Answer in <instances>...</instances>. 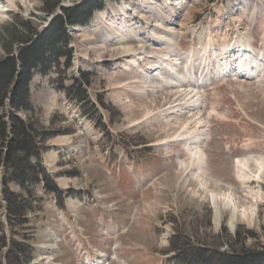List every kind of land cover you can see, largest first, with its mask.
Returning a JSON list of instances; mask_svg holds the SVG:
<instances>
[{"label": "rangeland", "instance_id": "374dc122", "mask_svg": "<svg viewBox=\"0 0 264 264\" xmlns=\"http://www.w3.org/2000/svg\"><path fill=\"white\" fill-rule=\"evenodd\" d=\"M27 1L28 5L18 0L16 8L0 13V61L11 56L3 45V35L16 18L31 21L35 29L42 30L62 13L61 8H72L82 0H58L50 14L45 0ZM104 2L106 8L94 14L89 26L67 25L70 47H74L73 67L67 76L55 72L36 75L31 83L37 128L51 134L46 142L38 139L41 153L34 160L45 170L47 183L27 190L8 184L9 192L24 195L29 205L26 224L16 226L5 198L4 166L0 167V233L7 246L13 239L25 241L23 235L30 236L29 243L43 244L44 228L56 224L45 221V216L56 219L53 215L58 209L79 215V224L92 243L95 237L97 252L107 254L108 249L110 256L117 246L114 251L126 264H177L180 251L190 253L193 261L201 252H207L209 258L212 251L232 248L264 250V71L246 79L236 76L240 71L231 75L218 72L213 52H222V66L237 63V56L224 54L226 44L252 48L256 54L264 52V0H186L174 21L166 23L177 33L175 53L160 40L155 43L159 33L155 25H164L162 18L169 15L161 8L164 0ZM172 2L177 5L181 0ZM123 6L131 13L126 19L119 15ZM157 7L159 13L154 12ZM99 12L105 15L102 23L96 22ZM108 26L126 35L135 50L147 49L148 58L130 68L133 57L117 55L129 43L120 44L115 36L106 39ZM128 26L136 32H129ZM159 57L165 64H176L172 73L152 72ZM186 74L196 83L204 82L193 80L177 87L176 82L184 81L182 76L188 78ZM86 82H90L89 100L82 101L74 90H79L78 83ZM191 90L203 96L200 109L183 106L194 95ZM12 97L7 95V101ZM171 103L180 107L175 114ZM14 106L9 104L11 114L30 121L25 111L17 113ZM199 122H205L208 129V137L200 143L207 155L206 189L195 179L199 170L192 168L191 156L180 141L186 123L198 128ZM243 160L248 161V168L242 172L238 161ZM211 191L234 193L253 220L238 216L232 221V210L224 206L217 220L209 199ZM101 221L106 230L99 227ZM53 243L63 246L61 234ZM1 245L0 256L8 251ZM62 250L64 264H77L74 252ZM212 257L213 264L222 263Z\"/></svg>", "mask_w": 264, "mask_h": 264}, {"label": "trees", "instance_id": "16d2710c", "mask_svg": "<svg viewBox=\"0 0 264 264\" xmlns=\"http://www.w3.org/2000/svg\"><path fill=\"white\" fill-rule=\"evenodd\" d=\"M47 13H52L58 6V0H45ZM105 8L103 0H82L72 8H61V14L51 21L42 30L35 29L31 21L16 18L13 24L4 29L3 45L11 55L8 59L0 61V167L4 166L6 201L11 209V216L16 226L25 223L27 201L22 194L9 192V183L17 184L27 190L30 186L47 183L45 170L39 161H34L40 156L41 149L38 139L42 142L50 137V132L38 130L36 113L31 99V83L36 75L48 76L55 72L58 76H67L73 67L74 47H70L71 37L67 29L70 26H89L94 13ZM36 37H35V36ZM20 45L15 53L14 48ZM19 71V76L17 73ZM90 82L78 83L82 101L89 100L87 87ZM12 98L7 101V95ZM9 102V103H8ZM9 104H14L15 111H25L30 116V121L19 120L11 114ZM37 133V134H35ZM39 136V138L37 137ZM7 143V142H9ZM4 147V148H3ZM0 153V154H1ZM47 187V186H46ZM49 190L52 188L47 187ZM58 191L53 189V192ZM9 192V193H8ZM29 206V205H28ZM29 235H23L25 241L12 240L7 246L6 238L1 236L0 243L7 246L6 254L0 256V264H26L34 256V249L28 241ZM241 237L240 234L237 236ZM32 239V238H31ZM28 240V241H27ZM182 255L175 259L177 264H213V257L221 264H264V250L249 251L231 249L226 252L212 251L207 258V252H201V257L191 259L190 253L180 251Z\"/></svg>", "mask_w": 264, "mask_h": 264}, {"label": "bare ground", "instance_id": "6f19581e", "mask_svg": "<svg viewBox=\"0 0 264 264\" xmlns=\"http://www.w3.org/2000/svg\"><path fill=\"white\" fill-rule=\"evenodd\" d=\"M17 1L18 0H0V6H1L0 7V13L1 14L5 13V11H7L8 8H12V9L16 8V5H17L16 2ZM20 1L24 2L26 5H28V1L27 0H20ZM151 1H153V0H151ZM241 1L243 3V0H241ZM245 1L247 2L248 0H245ZM185 5H186V0H181V2H179L177 5H175L172 2V0H164L163 7H161V8L167 10L169 15H168L167 18H162L164 20V25L163 24L159 25L158 21H157L158 25H155L156 29L159 30V33L156 36L157 38L155 40V43H159V40H160L161 42L164 43V45L167 47V49H170L173 53H175L177 51L176 50L177 49V44H176V37H177L176 34L177 33L175 32L174 29L167 28L166 23L173 22L174 21L173 19L175 18L176 13L179 10L183 9L185 7ZM155 10L157 11V13H159L158 10H160V8L159 7L155 8L154 12H155ZM99 13H101V12H99ZM157 13H155V14H157ZM128 14L131 15V13L129 12V8L126 9V6H123L121 8V12L119 13V15L121 16V19L128 18ZM0 21H1V17H0ZM103 21H105V15L101 13L100 15L97 16L96 22L102 23ZM128 28H129V32L133 31L131 26H128ZM149 28L150 27L145 29L143 32L148 31ZM120 30H121V28H120ZM107 31H108V33L106 34L107 35L106 39H109L111 37L113 38L115 36V37H117L116 41H119L120 44L129 43L128 40H127L128 38L127 39L125 38L126 35L123 36L121 34L122 32H116L113 27H109L108 26L107 27ZM151 31H153V30H151ZM162 34H164V39L163 40H161V38H160L162 36ZM132 36H130V37H132ZM134 39L135 40H133V41H137L138 40L137 37H134ZM129 40H131V38ZM137 43H139V41H137ZM130 44L131 43H129L128 45L126 44V46L121 49V52H120L121 54L117 53V55L118 56H122V57L126 56V55L132 56L133 59H131V61L128 62V66H130V68L131 67L132 68H136V67L139 66L140 62H142V61H140V59H147L148 58L146 56V53H147L146 50L147 49L142 47V48H139L138 50H135L133 45H130ZM229 44H226L227 45L226 47L224 46L225 49H223V52L227 56H230V53L235 55V56H237V63L236 64H231V63L228 62L227 64H225L227 62L226 61L224 63L225 65L222 66V64H221V60H222L221 57L223 55L222 52L213 50L214 56H215V64H216V68H218V72L219 71H225L227 75H231L234 71L235 72L240 71V74H241L240 76L243 79L250 78L251 75L256 73V72L263 73V71H264V52H260L259 54H256L254 51H251L252 48L245 49L244 46H242V48H240V46L238 44H236V43H233L232 45H229ZM243 45H247V47H249L248 42L245 43L243 41ZM210 53H211V51H210ZM140 55L142 57H138ZM149 59H151V58H149ZM209 60H211V59L209 58ZM223 60H225V58H223ZM149 63H152V62L150 61ZM158 64H157L158 67L156 68V70L159 69L157 71L158 73L159 72L162 73L163 71H169V72L172 73L173 69L176 67V64H173L172 61H170V62L165 64V62L162 61L161 57H159V63ZM234 66H235V68H234ZM232 68H234L235 70H233ZM153 71H155V70H152V72ZM142 75L144 76L143 73H142ZM177 76L181 77L179 74ZM185 76H187L188 78H185L184 76H182L183 79H184L183 82H180L179 84L176 82V86L177 87H180V88L183 87L184 83H188V85H190L191 82L194 80V78L191 77V75H187L186 74ZM215 76H216V78H218L217 72H216ZM208 80H211V77H209V79H207V81ZM162 82H164V80ZM194 82H195V80H194ZM197 82L199 83V82H204V81L198 80ZM198 83H196V84H198ZM190 92H192L194 95H192L191 98L189 97L190 98L189 102H187V104H184L183 106H186V107L188 106L191 110L192 109H200L199 107L203 103L202 94L198 90H191ZM189 95H190V93H189ZM173 103H175V102H173ZM177 105L180 106V104H177ZM172 106H175V105L171 103L170 107H172ZM179 109H180V107H179ZM179 109H178V107L175 106V107H172V110H171V108H169L168 110H171V112L175 114V113L178 112ZM166 114H168V111H166ZM198 124H199L198 128H195V127L192 128L190 123H186V126L184 127V131L182 130V133H180L182 138H180V137L179 138H180V141L183 142V144H185V149L187 150V152L191 156L190 158L193 161L192 168L196 167V170L197 169L199 170V173H197V175H195V179L198 180V182L200 183V187L202 189H206V188H208V182L205 179V176L207 175L206 174L207 155H206V152L204 150L200 149V143L202 142V140H205L208 137V129L206 127V123L205 122H199ZM204 127H205V129H203ZM167 131L169 133V130H167ZM170 138H172V137H170ZM247 164H248L247 160L246 161H244V160L243 161H238V166H239V168L241 169L242 172L245 171L246 168H248ZM239 177H241V176H239ZM209 199H210L212 205L216 209L217 220L219 219V216H220V213H221L220 212L221 206L227 207V208L232 210V221H235L238 216H240V217H242L244 219H249V220H253V218H254L253 214L247 213L246 210L241 209V207L239 206L238 198H237V196L234 193H231L230 195H227L226 193H222V192L217 193V192L211 191L210 194H209ZM102 258H106V256H102ZM40 261H43V263H46V264L51 262L49 260H47L48 262L47 261L44 262V258H43V259H38V261H36L35 264H37ZM120 264H126V263L124 262V263H120Z\"/></svg>", "mask_w": 264, "mask_h": 264}]
</instances>
